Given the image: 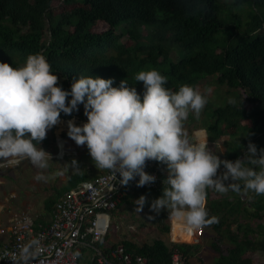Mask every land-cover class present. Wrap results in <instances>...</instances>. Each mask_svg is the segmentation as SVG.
<instances>
[{
	"label": "trees",
	"instance_id": "1",
	"mask_svg": "<svg viewBox=\"0 0 264 264\" xmlns=\"http://www.w3.org/2000/svg\"><path fill=\"white\" fill-rule=\"evenodd\" d=\"M54 1L0 0V61L21 67L30 54L43 53L58 73L59 84L67 90L80 75H99L114 78L113 86L126 79L143 94L144 82L135 77L153 68L168 77L167 86L173 90L184 84L210 86L208 79H213L218 88L234 91L237 100L217 108L208 104L204 130L209 149L214 151V144L224 137L228 138L225 151L217 152L221 159L243 158L250 141L256 143L257 155L264 149V0H234L226 7L220 0H59L56 7ZM240 7L246 9L247 19L234 15L227 24L222 11L228 16ZM99 23L107 29L95 31ZM124 37L128 42H121ZM74 117L88 118L83 103L78 112L61 113L64 120ZM49 143L54 144V140L47 134L42 145ZM151 161L163 169L161 175L168 174L165 162ZM221 167L220 174L225 171ZM89 180L82 172L73 175L58 197L46 202V210L51 212L65 192ZM165 186L150 188L133 183L132 192L112 212L115 217L122 205L137 208L135 201L146 196L142 210L151 217L156 239L138 244L127 238L106 246L113 228L107 223L97 247L110 254L123 246L134 256L146 258L147 264H173L174 249H178L188 264L200 246L168 244L164 235L171 231V210L157 213L151 208ZM249 199H243L240 190H207L206 208L209 217L217 220L203 227L216 233L210 245L219 255L215 264H258L250 254L264 252V194L252 191ZM136 226L138 231L145 223ZM91 235L86 243L91 241ZM188 237L185 235L184 240ZM226 240L232 244L229 248ZM81 259L82 264H98L85 252Z\"/></svg>",
	"mask_w": 264,
	"mask_h": 264
},
{
	"label": "clouds",
	"instance_id": "2",
	"mask_svg": "<svg viewBox=\"0 0 264 264\" xmlns=\"http://www.w3.org/2000/svg\"><path fill=\"white\" fill-rule=\"evenodd\" d=\"M135 79L144 82L143 94L126 79L113 86L114 78L99 75H80L67 90L43 53L30 54L21 67L0 61V167L28 159L47 168L52 158L42 141L48 130L61 122V113L78 112L83 103L88 120L82 125L70 120L68 136L86 144L97 168L116 177L119 173L124 185L137 176L138 186L155 182L146 162H165L167 187L151 208L171 210L186 220L190 231L217 220L206 208L209 188L227 193L243 187L264 194V149L257 155L258 147L250 141L243 158L221 159L200 138L203 130L192 136L187 132L190 114L198 119L209 103L206 94L189 84L169 88L168 77L155 68L140 71ZM146 200L141 196L135 201L136 210L142 211ZM39 243L30 241L11 260L29 264Z\"/></svg>",
	"mask_w": 264,
	"mask_h": 264
},
{
	"label": "built area",
	"instance_id": "3",
	"mask_svg": "<svg viewBox=\"0 0 264 264\" xmlns=\"http://www.w3.org/2000/svg\"><path fill=\"white\" fill-rule=\"evenodd\" d=\"M87 120L88 118L80 119L78 124L82 125ZM145 170L157 178L155 182L146 184L147 186L159 188L165 185L164 181L168 174L161 175L163 169L156 168L153 161L146 162ZM222 170L221 167L219 173ZM120 179L122 178L119 173L116 177L106 169L101 175L79 183L65 192L55 204L50 223L39 228H36L28 211L12 212L7 231L2 228L0 222V233L9 234V238L0 247V264H14L12 257L18 256L22 246L32 240H39L40 243L34 249L35 255L29 264H81L82 245L90 248L94 254L92 259L96 258L98 264H147L146 258L134 256L123 246H119L110 254H105L96 245L103 239L106 224L112 222V212L117 209L123 198L132 192V184L138 183L139 176L128 185L120 183ZM15 198L16 195L12 193L6 198V202ZM104 220L105 227L101 230V222ZM182 221L180 232L193 237V244L196 240L201 241L204 227L190 231L186 220L183 218ZM90 233L91 241L86 243L85 240ZM172 262L186 264V258L178 249H174Z\"/></svg>",
	"mask_w": 264,
	"mask_h": 264
},
{
	"label": "rangeland",
	"instance_id": "4",
	"mask_svg": "<svg viewBox=\"0 0 264 264\" xmlns=\"http://www.w3.org/2000/svg\"><path fill=\"white\" fill-rule=\"evenodd\" d=\"M220 2L226 7L231 5L234 0H220ZM60 3L59 0L54 1L53 5L54 7L58 6ZM246 9L244 7L240 8H234V11L231 12L228 16L226 15L225 11H222V15L225 19V22L227 24H231L230 17L237 15L238 17L244 18L246 20ZM107 27L99 23L97 27H95V31L97 32H102L105 31ZM122 43L128 42V39L124 37L121 41ZM173 57L176 58V53H173ZM209 81L207 83L210 84V86L205 85V83L202 87H198L199 90L206 94L209 97V103H212L216 106L213 108H217L219 106H224L226 103L229 102H235L237 100L236 94L234 91H229L226 87H221L218 88L215 85V82H213V79H208ZM240 94V92L238 91ZM222 100V101H220ZM225 100V101H224ZM227 100V101H226ZM208 103V104H209ZM206 105L205 109L201 113L200 117L197 119L194 114H190L188 120L185 122V127L187 132L189 133L190 136L194 135L195 133L203 130L204 135L200 137L204 142H208V138L206 137V132L204 130V122L205 118L207 115V108L209 105ZM57 126V127H56ZM61 125H55L51 129L48 130V135L53 136V133L55 134V130L58 133L61 129ZM228 138L224 137L220 140H218L214 144V153L218 154L221 150V152L225 151L224 142ZM220 149V150H219ZM79 155H77L75 158H77ZM55 163H51L49 161V166L47 168H39L36 165H34L30 160L25 159L23 160L17 169L13 168H6V166L0 167V175H4L6 172H8V186L7 190L10 191L11 189H14L15 186H18L17 189V194L19 196L20 201H25L27 199V192L28 191H33L35 188L43 191L49 187H54L57 185L55 182L56 180V174H57V168H56ZM38 176H42V179H37ZM232 189H229L228 192H230ZM240 191L243 194V199H249L250 196H252V191L251 190H245L243 187L240 189ZM43 201V199H41ZM250 200V199H249ZM45 205L42 204L39 205V208L43 209V206ZM38 209V205L36 206ZM137 208L135 207H130L128 205H122L120 209V213L117 214V216L112 217V222L111 224L113 225L112 231L110 232L109 239L105 241L106 246L116 244L121 240L124 239H131L134 242H137L138 244H143V243H149L156 239L158 237L157 230L155 226L152 223L151 217L149 214L145 211H138L136 210ZM134 220L137 222H134ZM180 219L179 216H171L169 220V224L171 226V231L169 234L164 235V239L167 241L168 244H174L176 241L178 243L176 244H187L190 245L193 243V237H188L187 240H184L185 235L182 232H180V229L182 225L180 224ZM142 222L145 223V227L136 231L138 226ZM131 226V228H130ZM105 227V220L101 222V230H103ZM179 227V228H178ZM176 229L175 234L172 231ZM132 232H136L137 235H133ZM216 236V233L213 231H207L205 230L203 233L202 240H196L195 244H198L200 246V250L197 254H194L193 256L189 257V263L188 264H215V260L219 257V255L211 249V242L214 240V237ZM180 241V242H179ZM200 241V242H199ZM224 243L228 244V248L232 245L229 244V242L226 240ZM192 245V244H191ZM90 258L94 256L93 252H90ZM258 261V264H264V252L257 251L254 254L251 253L250 257ZM89 258V259H90ZM82 260V259H81ZM255 260V261H256ZM84 262V259L81 261V264Z\"/></svg>",
	"mask_w": 264,
	"mask_h": 264
},
{
	"label": "crops",
	"instance_id": "5",
	"mask_svg": "<svg viewBox=\"0 0 264 264\" xmlns=\"http://www.w3.org/2000/svg\"><path fill=\"white\" fill-rule=\"evenodd\" d=\"M71 120H75L77 124L80 121L77 117H74ZM69 121L70 120L61 119V122L57 124L61 125V129H59L60 131L58 133L56 132L57 130L54 131L55 134L53 133L52 140H54V144L49 143L48 146L42 145L49 153H51L52 160L50 159L49 161L55 163L57 166V177L55 180L57 183L56 186H50L49 189L46 188L44 192L35 188L32 192H27V199L25 201H20L16 192L18 186H15L14 189H11L10 191L7 190L9 184L7 180V177L9 176L8 172L4 175H0V222L2 228L6 231L9 227L11 213L14 211H28L35 224H38V226L49 224L52 218V211H47L45 205L43 206V209H41V207L39 208V205L42 206V204H46L48 200L55 196L58 197V192L69 185L73 175L82 172L87 175V179L89 180L106 171V169L97 168L86 144L83 146L78 145L74 139L68 136L69 125H67V122ZM62 132H66V137L63 136ZM62 154L64 155L62 156ZM77 155L79 156L75 158ZM77 159L80 160V162L76 161ZM18 167L19 165L14 167L6 165V168L17 169ZM12 193L16 195V198L12 199L10 202H6V198ZM41 199H43V201ZM37 205L38 209L36 208ZM180 219L183 218L180 217ZM182 223L183 221L181 220L180 224ZM172 231L174 232L175 230L172 229ZM8 238V232L0 233V247ZM82 252H85V256L90 258V249L83 246ZM90 259L92 260V257Z\"/></svg>",
	"mask_w": 264,
	"mask_h": 264
},
{
	"label": "bare ground",
	"instance_id": "6",
	"mask_svg": "<svg viewBox=\"0 0 264 264\" xmlns=\"http://www.w3.org/2000/svg\"><path fill=\"white\" fill-rule=\"evenodd\" d=\"M66 123V122H65ZM67 125H69V123L67 122ZM39 228V227H38ZM83 246H85V245H82L81 247H83ZM85 247H87V246H85Z\"/></svg>",
	"mask_w": 264,
	"mask_h": 264
}]
</instances>
